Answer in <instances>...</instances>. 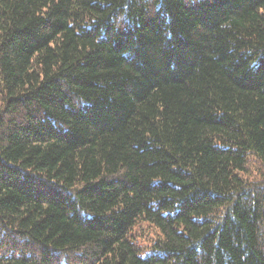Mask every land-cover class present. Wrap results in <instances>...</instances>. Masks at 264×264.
<instances>
[{"label": "trees", "instance_id": "obj_1", "mask_svg": "<svg viewBox=\"0 0 264 264\" xmlns=\"http://www.w3.org/2000/svg\"><path fill=\"white\" fill-rule=\"evenodd\" d=\"M0 264H264V0H0Z\"/></svg>", "mask_w": 264, "mask_h": 264}]
</instances>
